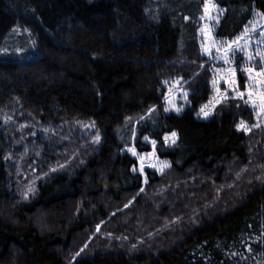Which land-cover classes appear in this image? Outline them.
Wrapping results in <instances>:
<instances>
[{"label":"trees","instance_id":"16d2710c","mask_svg":"<svg viewBox=\"0 0 264 264\" xmlns=\"http://www.w3.org/2000/svg\"><path fill=\"white\" fill-rule=\"evenodd\" d=\"M202 2L0 0V259L16 246L19 264H264V127L238 129L253 122L239 98L197 116L212 95L197 35ZM215 2L225 9L222 38L239 35L254 10L264 17V0ZM69 20L110 22L108 50L67 43ZM132 52L154 106L126 94L135 73L120 60ZM171 78L191 91L178 114L162 102ZM105 117L118 185L104 188L93 171L83 186L107 150ZM145 138L170 162L163 174L133 171L125 148L149 152ZM67 199L76 201L67 228L41 231L27 218Z\"/></svg>","mask_w":264,"mask_h":264},{"label":"rangeland","instance_id":"374dc122","mask_svg":"<svg viewBox=\"0 0 264 264\" xmlns=\"http://www.w3.org/2000/svg\"><path fill=\"white\" fill-rule=\"evenodd\" d=\"M205 2L206 0H203L202 12L198 17L197 35L201 51L202 46L210 49L209 54H202L208 59L209 70L212 74V95L198 110L199 113L202 107L207 106L205 107V110L209 111L210 115L207 118L199 116L198 114L197 116L201 119H208L219 103L230 98H239L245 102L246 100H250L251 94V100L248 105L253 110V122L251 124L243 122L250 130L258 128L254 127V125L257 124H259L260 127H264V112H261L259 107L254 109L251 106V102L259 104L258 98L261 93H264V85L254 84L249 80V73L247 71L251 68L253 69L252 75H255L261 70L259 63L253 64L248 61V54L251 53L255 57L257 51L264 52V35H261V33H264V17L259 11L254 10L251 20L239 35L231 39L222 38L217 35V29L225 14V9L216 3L215 0H210L209 16L201 19V17H205ZM109 26L110 22H107V24L106 22L102 23L100 21L85 23L83 21L69 20L63 22L60 35L67 43L72 45L84 43L92 49L108 50L107 30ZM245 33H247V40H240V44L247 43L248 45L243 53L238 52L234 57L230 55L228 63H224L223 60L213 59V57L217 56L223 57L228 44L237 40L238 37H243ZM137 54L138 53L134 52L129 53L127 59L120 60V66H129L132 72L135 73L136 84L133 88L126 89V94L129 98L137 100L144 105L154 106L156 103H159L160 100L149 87L146 81L145 70H142L141 67H139L140 63L135 62ZM139 54L147 55L145 52ZM119 56H121V54ZM256 59L258 60L259 57H256ZM231 69H235L234 76ZM241 69H244V71L241 72ZM242 78L243 80H241ZM233 79L236 81L235 86L231 83ZM258 79L264 80V77H259ZM213 80L217 81L215 86L213 85ZM187 84L188 83L182 78H171L163 81V87L166 92L162 102L167 113L178 114L186 107L191 106V91L187 88ZM240 93H244V96L240 97ZM184 94H187L186 98ZM177 108H179L180 111H176L175 109ZM258 112L261 114L258 115ZM104 127L107 128V132L109 133L106 144L107 150L98 159L95 167L86 174L83 186L86 185L89 175L93 171L96 173L104 188L112 186L117 187L118 185L111 155V146L113 143V137L111 134L112 129L109 126L107 117L104 118ZM165 137H169V140L165 141L164 138V141L167 144H172L171 134H168ZM146 141L153 147L149 152L140 153L135 147L125 148V150L137 160V167L135 168L137 171L134 172L141 173L139 169L141 165H143L144 170L141 174L144 178L146 177V170H152L158 174H163L169 169L170 162L167 159H162L158 156L154 149L155 145H153L151 140L147 139ZM176 141L177 134L175 137V142ZM129 149H134L136 155H133ZM165 163L167 164V167H165L164 172L161 173L159 169L163 167ZM111 174H113V177H111ZM75 210L76 201L73 199H67L62 203H56L48 208L38 207L33 213H30L27 218L33 220L41 231H50L57 228H67L74 221L76 216ZM150 239L151 238H149L147 242L151 241ZM142 245H146V243H143ZM21 257L19 249L16 246H12L9 252L0 259V264H19Z\"/></svg>","mask_w":264,"mask_h":264},{"label":"snow or ice","instance_id":"6c2138e0","mask_svg":"<svg viewBox=\"0 0 264 264\" xmlns=\"http://www.w3.org/2000/svg\"><path fill=\"white\" fill-rule=\"evenodd\" d=\"M214 7V5H213ZM204 10H205V17H201V19H204L206 17L209 16V12H210V0H206L205 4H204ZM261 35H264V33H261ZM241 39H245L247 40V33H245V35L243 37H238L237 40L235 41H232L231 43L228 44V47L227 49L225 50L224 54H223V57H220V56H217V57H213V59H219V60H223L224 63H228L229 62V57L230 55L232 57H234L238 52L239 53H243L245 48L248 46L247 43L245 44H240V40ZM202 53L203 54H209L210 53V49L207 48V47H203L202 46ZM256 57H259V59L257 60ZM248 61L253 63V64H256V63H259L260 65V71L257 72L255 75H252V72H253V69H248V73H249V80H251L254 84H261V85H264V80H260L258 79L259 77H264V52H260V51H257L256 52V56L254 57L251 53L248 54ZM232 73H233V76L235 74V69H231ZM244 69H241V72H243ZM217 83L216 80H213V85L215 86ZM227 83V82H226ZM232 85L235 86L236 84V81L235 79H233L231 81ZM227 91V90H226ZM185 95V98H186V95L187 94H184ZM240 97H243L244 96V93H240L239 94ZM259 104H257L256 102H251V106L256 109L257 107H259L261 109V112H264V93H261L260 96H259ZM250 100H251V94H250ZM250 100H246L245 103L246 104H249L250 103ZM207 107V106H205ZM205 107H202L200 112L198 113L199 116H203L204 118H207L209 115H210V112L209 111H206L205 110ZM168 110V109H166ZM176 111H180L179 108L175 109ZM261 113L258 112V115H260ZM238 129L240 130H244V131H249L250 129L245 125V123L243 121H241V123L237 126ZM254 127H260L259 124L257 125H254ZM175 137H176V133L173 132L171 133V143L174 144L175 143ZM147 140V138H145ZM169 140V137H165V141H168ZM100 141V136L99 135H96L95 139H94V142L95 143H99ZM153 145H155V141H152ZM129 151L132 152L133 155H136L134 149H129ZM60 167H63V166H60ZM165 167H167V164L165 163V165L163 167H161L159 169V171L161 173L164 172V169ZM58 169H52V171H56ZM143 165H141L139 171L141 173H143ZM133 171H137V169H133ZM35 189L30 187L28 189V192H33L34 193ZM141 191H143V189H141ZM28 196V193H25V198H27ZM129 204H131V201L129 202ZM129 205H125V207H128ZM97 231H99V226L97 227ZM83 251V250H82ZM77 255H79V253H77Z\"/></svg>","mask_w":264,"mask_h":264}]
</instances>
